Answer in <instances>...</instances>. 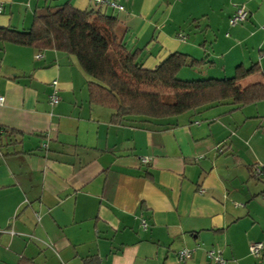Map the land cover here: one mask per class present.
I'll return each instance as SVG.
<instances>
[{
  "label": "crops",
  "instance_id": "0c3cea01",
  "mask_svg": "<svg viewBox=\"0 0 264 264\" xmlns=\"http://www.w3.org/2000/svg\"><path fill=\"white\" fill-rule=\"evenodd\" d=\"M109 1L122 10H99L116 17L117 38L145 69L178 52L203 60L180 79L264 70V0ZM64 3L95 8L0 0V28L26 30L37 6ZM239 6L247 18L230 26ZM87 80L73 56L0 43V264H212L211 249L230 264H264V249L249 254L264 245V175H254L264 169V101L134 126L89 103ZM258 82L260 72L239 84ZM181 249L191 257L177 260Z\"/></svg>",
  "mask_w": 264,
  "mask_h": 264
},
{
  "label": "trees",
  "instance_id": "16d2710c",
  "mask_svg": "<svg viewBox=\"0 0 264 264\" xmlns=\"http://www.w3.org/2000/svg\"><path fill=\"white\" fill-rule=\"evenodd\" d=\"M116 23L115 16L99 7L78 10L69 3L43 4L35 8L28 29L0 28V43L73 56L88 79L89 103L112 109L114 123L167 127L186 113L222 104L240 109L264 101V82L239 84L258 72L264 79V70L257 64L247 69L238 66L229 78L178 79L180 69L199 67L203 60L174 52L153 69H145L138 51L127 49L117 38Z\"/></svg>",
  "mask_w": 264,
  "mask_h": 264
},
{
  "label": "built area",
  "instance_id": "2783aa9c",
  "mask_svg": "<svg viewBox=\"0 0 264 264\" xmlns=\"http://www.w3.org/2000/svg\"><path fill=\"white\" fill-rule=\"evenodd\" d=\"M30 1H44V0H30ZM95 7H99L101 5L109 6L113 9L122 10V7L120 5H117L116 3L109 1V0H93ZM248 15L247 10L243 6H239L235 8L234 13L229 19V25L233 26L237 23L243 22L246 20ZM39 57V54L36 55V58ZM50 86L52 87V92L49 96V103L50 105H55L59 101L58 93H57V82L53 80L50 83ZM3 103V97L0 96V106ZM142 162L146 163L148 160L147 158H141ZM254 175L259 176L261 175V168L257 167L254 168ZM140 226L142 228H146L145 222L142 220L140 222ZM264 249V245H262L261 242L252 243L249 245V254L253 256L254 258H260L261 257V251ZM207 256L211 260L212 264H230L227 262L224 258L221 257V253L219 250H208ZM191 257V251L188 249H181L176 253V258L179 261H184L186 259H189Z\"/></svg>",
  "mask_w": 264,
  "mask_h": 264
},
{
  "label": "rangeland",
  "instance_id": "374dc122",
  "mask_svg": "<svg viewBox=\"0 0 264 264\" xmlns=\"http://www.w3.org/2000/svg\"><path fill=\"white\" fill-rule=\"evenodd\" d=\"M179 77H180V76L177 75V78H178V79H179ZM182 79H184V78H182ZM185 79H192V78H185ZM185 79H184V80H185Z\"/></svg>",
  "mask_w": 264,
  "mask_h": 264
}]
</instances>
